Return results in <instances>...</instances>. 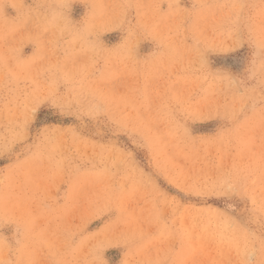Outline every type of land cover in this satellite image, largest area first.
Segmentation results:
<instances>
[{
	"label": "rangeland",
	"instance_id": "1",
	"mask_svg": "<svg viewBox=\"0 0 264 264\" xmlns=\"http://www.w3.org/2000/svg\"><path fill=\"white\" fill-rule=\"evenodd\" d=\"M0 264H264V0H0Z\"/></svg>",
	"mask_w": 264,
	"mask_h": 264
}]
</instances>
